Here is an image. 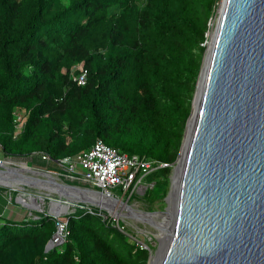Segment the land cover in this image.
I'll return each instance as SVG.
<instances>
[{
  "label": "trees",
  "instance_id": "1",
  "mask_svg": "<svg viewBox=\"0 0 264 264\" xmlns=\"http://www.w3.org/2000/svg\"><path fill=\"white\" fill-rule=\"evenodd\" d=\"M218 1L0 0L2 157L54 171L55 164L30 155L74 158L101 139L170 166ZM79 66L82 86L73 81ZM16 108L27 119L14 139ZM169 174L170 167L158 169L157 184ZM6 204L0 194V218ZM39 216L0 220V264H146L147 252L128 244L101 210L79 205L63 218ZM61 221L64 242L45 252Z\"/></svg>",
  "mask_w": 264,
  "mask_h": 264
},
{
  "label": "water",
  "instance_id": "2",
  "mask_svg": "<svg viewBox=\"0 0 264 264\" xmlns=\"http://www.w3.org/2000/svg\"><path fill=\"white\" fill-rule=\"evenodd\" d=\"M179 156L170 214L161 222L167 238L148 264H264V0H221ZM0 187L20 191L15 201L31 210L20 196L37 201L23 191L56 196L46 213L53 218L79 205L110 213L93 203L113 200L23 167L0 165ZM58 239L56 230L45 252Z\"/></svg>",
  "mask_w": 264,
  "mask_h": 264
},
{
  "label": "rangeland",
  "instance_id": "3",
  "mask_svg": "<svg viewBox=\"0 0 264 264\" xmlns=\"http://www.w3.org/2000/svg\"><path fill=\"white\" fill-rule=\"evenodd\" d=\"M221 0L218 1L217 7L214 11V14L212 18L210 19V22L208 24L209 30L206 33V41L202 46L205 47L204 55H203V60H202V65L205 60L206 54H207V49L209 48L210 41L213 35V31L215 29L217 17H218V11L220 7ZM201 65V67H202ZM197 82L196 81V86L192 95V101H191V109L193 107V101L195 99L196 91H197ZM191 113V111H190ZM185 131V130H184ZM180 151V148H179ZM179 151L176 156L175 161L169 166L170 167V174L164 179V181L161 184H157V181H162L161 177L159 175H150L149 177L146 178V181H153L155 183L154 187V193L150 195L149 197L146 198H140V197H132L129 201H126V197L122 199L123 202H126V204L135 212L137 213H160V215L164 216L168 209H169V201L168 198L170 197V193L173 190V181H172V175H173V170L177 167L178 162H179ZM2 152L0 150V160H5L2 157ZM10 163L8 164L9 166L13 167H26L31 170H36V171H43V172H48L52 176H54L59 182H64L69 184V182H74L70 178H68L65 172V167H56V170L51 171V170H46L45 168H42L40 165L36 164L34 162H31L28 160H9ZM77 170L81 171V168L77 166ZM80 187H85L87 188L86 185H83L82 183L79 184ZM4 190L0 192V194L7 199V204L5 205L4 208H2V214L0 220H14V221H22L21 219H38L40 214H46L48 207H49V202L53 200H57L56 196L52 194H48L47 192L43 190H25L23 191L26 193V195H30L32 197H35L38 205H40V208H37L36 210H31L29 208L23 207L19 202L17 203L15 201V197L18 194V190L13 191L10 190L9 188L3 187ZM114 194L118 195L119 197L122 196V192L119 188H114L111 190ZM86 210L90 208V206L82 205ZM72 209V207H70ZM16 211L15 213H12L13 211ZM102 211V210H101ZM120 211V210H119ZM122 214L127 213L128 211H120ZM115 212L111 213H106V222L113 228L119 230L122 232L125 237H126V242L130 245L135 246L136 248H140L145 250L147 260L146 264L149 262V258L151 254H156L160 248L159 244L161 245V242L157 241L156 238L153 236L157 234V229L154 226H151L148 224L146 221L149 219H146L145 221H142L144 219L136 220L133 219L135 218L134 215H127V216H117L113 215ZM136 214V213H134ZM24 217V218H23ZM132 217V218H130ZM63 218V217H60ZM59 219V218H58ZM153 235V236H151ZM60 245H56L55 247H59ZM54 247V248H55Z\"/></svg>",
  "mask_w": 264,
  "mask_h": 264
},
{
  "label": "built area",
  "instance_id": "4",
  "mask_svg": "<svg viewBox=\"0 0 264 264\" xmlns=\"http://www.w3.org/2000/svg\"><path fill=\"white\" fill-rule=\"evenodd\" d=\"M77 70L79 73L73 77V81L78 86H82L86 81V71L82 66H79ZM26 119L27 112L24 109L16 108L13 111L14 139L21 135ZM34 156H38L46 163H53L58 168L65 167L66 176L72 181L82 183L121 201L125 197L126 201L132 197L143 198V194L153 185V181H146V178L156 174L158 169L169 167L167 164L150 161L138 155L121 153L106 145L101 139H97L91 148L74 158L56 161L45 153L30 155L31 158ZM9 163V159L0 160V165L10 167ZM77 166L81 168V171L77 170ZM114 188L121 190V197L111 191ZM66 224V221L57 223L59 239L56 240V245L64 242Z\"/></svg>",
  "mask_w": 264,
  "mask_h": 264
},
{
  "label": "bare ground",
  "instance_id": "5",
  "mask_svg": "<svg viewBox=\"0 0 264 264\" xmlns=\"http://www.w3.org/2000/svg\"><path fill=\"white\" fill-rule=\"evenodd\" d=\"M181 162V161H180ZM180 164L177 166L176 168V171H175V175L173 177V190L172 192L170 193V197L168 198V201L170 202L171 201V198H172V194L174 193V190H175V186H176V179H177V176H178V171H179V168H180ZM7 166V165H5ZM23 168H26L24 166H22ZM51 184H53L52 180L50 181ZM28 183L31 185V184H36L39 186L41 185L42 187H45V189H54L53 186L51 185H45V183L43 184V182H39V183H34V180L33 179H30L28 181ZM153 183V182H152ZM155 183H153V185L143 194L144 197H149L150 195H152L154 193V187H155ZM51 186V187H50ZM58 187V192L61 193L64 189L60 186H57ZM21 201L27 203V205H30L32 208L34 209H37V208H40V205H38L39 203L35 202V200H33L32 198H29V197H25V196H20L19 198ZM83 200H85L86 202H89V200L87 199H84L82 198ZM98 200H96V203H93V204H97L99 207H102L103 209H106L108 210L110 213L111 212H115L113 215H117V216H127V215H134L135 218L133 219H136V220H142V221H145L146 219H149L148 221H146L148 224H150L151 226H154L156 229H157V234H155V237L157 239V241L161 242V247H163L164 245V242L167 238V235H166V232H165V228H164V224L161 223V222H165V220H167L166 218L169 217V214H170V208H169V212H167V214H165L164 216L162 215H144V214H141V213H137L135 212L134 210H132L130 207H127L125 206L124 204H122V201L121 200H111L109 198H106V197H98L97 198ZM54 211L56 209H53ZM128 211L127 213L125 214H122V212L120 211ZM136 213V214H134ZM132 218V217H130ZM160 246V244H159ZM160 247V248H161ZM162 252V251H161ZM160 255V253H156V254H151L150 255V263L153 262L155 260V258Z\"/></svg>",
  "mask_w": 264,
  "mask_h": 264
},
{
  "label": "crops",
  "instance_id": "6",
  "mask_svg": "<svg viewBox=\"0 0 264 264\" xmlns=\"http://www.w3.org/2000/svg\"><path fill=\"white\" fill-rule=\"evenodd\" d=\"M16 211L14 210L12 213H15ZM24 218V217H23ZM21 220H24V219H21Z\"/></svg>",
  "mask_w": 264,
  "mask_h": 264
}]
</instances>
